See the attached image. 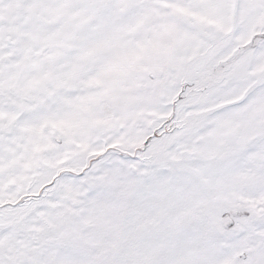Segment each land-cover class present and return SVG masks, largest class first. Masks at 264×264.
<instances>
[{
	"label": "snow or ice",
	"instance_id": "6c2138e0",
	"mask_svg": "<svg viewBox=\"0 0 264 264\" xmlns=\"http://www.w3.org/2000/svg\"><path fill=\"white\" fill-rule=\"evenodd\" d=\"M0 264H264V0H0Z\"/></svg>",
	"mask_w": 264,
	"mask_h": 264
}]
</instances>
